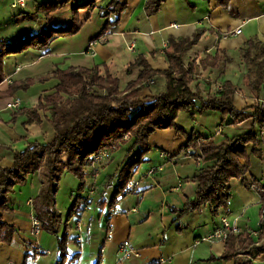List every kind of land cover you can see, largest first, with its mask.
I'll list each match as a JSON object with an SVG mask.
<instances>
[{
  "label": "crops",
  "instance_id": "crops-1",
  "mask_svg": "<svg viewBox=\"0 0 264 264\" xmlns=\"http://www.w3.org/2000/svg\"><path fill=\"white\" fill-rule=\"evenodd\" d=\"M45 0H30L24 7L12 6L13 0H0V40L15 42L25 33H36L46 25L60 28L68 25L72 18L71 8L87 0H69L64 6L48 13L37 12ZM122 9L118 16L111 11L119 6L112 0H95L91 6L77 11L79 30L72 35L55 34L48 52L26 49L11 53L1 59L0 82V167H12L13 152L22 151L28 143L45 141L51 137L50 127L42 122L25 123L26 110L38 103L40 95L55 90L57 79L36 82L27 89L16 90L5 96L10 83L43 74L51 69L68 66H102L120 82L124 89L127 82L136 76L137 68L130 67L138 58H143L155 70L167 67L164 50L171 38H190L197 30L203 33L197 43L184 53V62H194L197 71L191 87L205 99L215 90L213 86L230 82L237 91L233 105L237 110L253 111L255 98L241 93L246 73L245 64L238 55L242 44L257 39L264 45V0H163L155 13H148V0H116ZM95 11L98 12L94 17ZM117 18L100 35L101 28ZM240 28L239 34H231ZM95 41L92 55L88 44ZM55 50V52H54ZM221 52L228 53L227 61L220 60ZM55 53V54H54ZM206 56H217L211 65L201 66ZM213 63V64H212ZM264 82V76H263ZM164 89V78L157 75L152 83L144 85L138 92L142 100L150 98ZM20 99L16 108H6V103ZM264 97V91L260 95ZM258 97V98H260ZM197 100L187 111H180L175 119L183 132L172 128L158 129L148 137L149 151L144 162L133 177L139 180L135 193L119 195L109 207H98V224L104 214L99 231L90 228L93 215L82 221L81 230L74 229L67 242V256L62 264H238L240 255L225 258V241L208 239L219 226L220 218L226 216L235 221L240 236L256 238L262 214L260 196L250 187L253 182L264 187V135L254 146L249 143L245 155L240 159L246 166L245 179L232 178L230 196L226 207L212 212L209 204L198 209L180 213L185 204L196 194V175L210 167L214 161H201L194 154L196 148L189 147V139L212 137L215 142L248 131L253 126L251 116L231 122L219 111H199ZM217 127L221 129L217 132ZM153 169V174L147 171ZM39 173L27 174L25 180L14 185L7 196L9 211L1 213L2 221L16 232L10 243L0 242V264H56L60 257L57 249L58 229L55 238L32 234V201L39 192ZM110 189V188H109ZM112 190L107 191L106 198ZM111 209V211H110ZM110 213V214H109ZM110 226L109 230L108 227ZM74 228V225H73ZM110 231V233H109ZM82 240H76L77 236ZM128 241L131 251L128 257L118 250ZM100 249H103L100 252ZM252 261L264 264V253L256 254Z\"/></svg>",
  "mask_w": 264,
  "mask_h": 264
},
{
  "label": "trees",
  "instance_id": "trees-1",
  "mask_svg": "<svg viewBox=\"0 0 264 264\" xmlns=\"http://www.w3.org/2000/svg\"><path fill=\"white\" fill-rule=\"evenodd\" d=\"M69 0H45L38 6L37 12L46 15L64 6ZM95 0H87L74 4L71 8L72 18L68 25L54 28L46 25L36 33H25L15 42L0 40L1 59L11 53H18L26 49L43 50L48 52V45L55 34L72 35L80 28L77 11L91 6ZM163 0H148L146 10L155 13ZM119 8L122 5L116 0ZM220 3L226 1L220 0ZM106 23L100 30L102 34L110 24ZM203 33L197 30L190 38H171L168 40L164 55L167 62L166 69L155 70L143 58H138L130 66L137 68L135 78L129 80L124 89L120 88L117 77L112 76L107 69L99 65L92 67L68 66L64 69L54 68L43 74L28 77L22 81L9 84L5 96L12 95L16 90L27 89L36 82L57 79L54 92L40 95L38 103L26 110L25 123L41 124L45 122L52 134L48 140H34L27 144L24 150L13 152L12 167H0V242L10 243L16 230L2 221L1 213L10 208L7 196L14 185L25 180L27 174L39 173L41 183L39 192L33 200V214L41 222L42 230L55 234L60 224V214L54 210V194L63 172L72 174L79 181L78 190H84L87 184L89 166L95 156L102 152H116L123 145L125 152L117 163L115 172L104 176L98 182L94 196L76 195V199L69 207L63 233L57 237L59 259L56 264H62L67 256L68 220L75 216L79 220L84 209L96 202L98 207L111 206L119 195L125 194L126 184L133 178L137 167L143 163L144 155L149 151L148 137L158 129L172 128L183 132L175 119L180 111L193 108L197 100L200 101L199 111H219L223 117H230L231 122H239L249 116L253 118V126L248 131L215 142L212 137L189 139V147L196 148L194 154L201 161H214L210 167L199 171L196 175L197 188L195 197L187 202L179 211L184 213L190 209H198L204 204L212 207L217 214L219 209L226 207L230 196V180L232 178L245 179L246 166L240 159L245 155L246 145L251 143L254 148L262 141L260 134L264 126V106L256 102L251 114L244 109L237 110L233 105V96L237 91L230 82H224L221 89L208 94L205 99L200 97L199 91L191 87L195 78L197 66L194 62H184V53L195 45ZM246 73L239 88L241 93L257 99L264 91V45L257 39H251L237 50ZM217 56H206L200 61L201 66L211 65ZM228 53L221 52L220 60L227 61ZM213 64V63H212ZM1 72V66H0ZM160 75L164 78V89L154 94L149 101L142 100L138 92L148 80ZM3 76L0 73V82ZM264 98V97H260ZM126 137L129 141H123ZM107 153L105 167L111 162ZM109 161V162H108ZM119 164V165H118ZM101 168L100 165H97ZM87 170L89 172H87ZM115 185H111L113 179ZM112 192L106 198L110 187ZM225 258H241L238 264H258L252 261L254 254L264 253V218L259 222L256 238L230 234L225 240Z\"/></svg>",
  "mask_w": 264,
  "mask_h": 264
},
{
  "label": "rangeland",
  "instance_id": "rangeland-1",
  "mask_svg": "<svg viewBox=\"0 0 264 264\" xmlns=\"http://www.w3.org/2000/svg\"><path fill=\"white\" fill-rule=\"evenodd\" d=\"M96 14H98L97 11H95L93 16L96 17L97 16ZM56 44H58V41ZM56 44L49 45V47L50 48L55 47ZM54 52H55V50H54ZM147 84H150V83L147 82ZM145 85H146V83H145ZM122 139L126 143L129 142V141H126L127 140L126 137H123ZM125 150H126L125 146L123 145V147L120 150H117L115 153L107 151V153L109 154L108 157H111L112 160L105 167H102L103 166L102 164H105L106 159H108L106 157V155H103L98 160L94 159L93 162L90 164L89 169H88L90 172L87 170V172H89V173L87 175V179H86L87 184H86V188H84V190H78L79 181L72 174L67 173V172H63L61 174L59 182H58V186L56 188V191H55V194L53 197L54 198V210L60 214V218H61L60 224L58 227V233L56 235H58V236L62 235L69 207L72 205L73 201L77 198L76 195L80 194L82 196H87V190H88V195L94 196V192H97L96 189L98 187V185H96V184H98V182H100V180L104 176L111 175L112 173L115 172V169H116L115 166H117V163H119V161H120L119 159L123 156ZM97 165H100L101 168L98 167ZM115 182H116V179L114 178L111 182V185L112 186L115 185ZM112 186L110 187V189L108 188L109 192H110V190H112V188H113ZM95 197L96 196H94L93 199H95ZM95 203L96 202L89 204V206H88L89 210L84 212L82 221H85L86 218L88 217V215H93V216L95 215L94 217L96 219H92V221L90 222V228L93 229V231H99V227H101L103 225L104 214H102V216L100 218V222L98 224L97 215L99 213L100 208H98L95 205ZM261 218L262 217H260V219ZM76 220H77L76 217L72 216L69 218V220L67 222L68 223L67 232H68V235L70 238L74 236L75 231H74L73 225L75 224ZM259 222H260V220H259ZM44 235L47 237H50L51 239L53 237L55 238V234L48 233L46 231H44Z\"/></svg>",
  "mask_w": 264,
  "mask_h": 264
},
{
  "label": "built area",
  "instance_id": "built-area-1",
  "mask_svg": "<svg viewBox=\"0 0 264 264\" xmlns=\"http://www.w3.org/2000/svg\"><path fill=\"white\" fill-rule=\"evenodd\" d=\"M28 1H30V0H13L12 6L24 7ZM230 33L231 34H239L240 33V28H236L235 30H233ZM94 43H95V41H91L88 44V48H87V50L90 51L92 55L94 54V52H93ZM147 82L148 83H152V80H148ZM213 89L215 91L220 90L221 89V85L220 84H216V85L213 86ZM255 102L260 105V108H263V106H264V98H257V99H255ZM19 105H20V99L16 97L12 101L6 103L5 107L9 108V109H13V108L18 107ZM220 129H221L220 127H217V132H219ZM260 134H261V137L263 138L264 126L261 127ZM103 155L107 156V153L106 152H102L99 155L95 156V159L98 160ZM147 173L148 174H153L154 170L150 169V170L147 171ZM138 185H139V180L133 177L126 184L123 192L125 194L135 193L136 190H137ZM250 187L252 189L256 190V192H258V194L260 196L259 201L262 204V208H263L261 217L264 218V206H263L264 205V187L259 186V185L255 184L253 182L250 184ZM28 204L32 206L33 202H32L31 199L28 200ZM110 211H111V209H110ZM31 225H32V234L34 236H38L40 234L41 230H42V226H41V222L39 221V219L36 218L33 213L31 215ZM109 228H110V226L108 227V230H109ZM74 229H76L78 231L81 230V222H80V220H76L75 221ZM258 231H259V225H258V230L255 231L254 234H256ZM109 233H110V231H109ZM230 234L238 235L239 234V229H238L235 221H230L226 216H222L220 218L219 226L216 227L212 231V233L208 236V239L224 241ZM76 240L80 242L82 240L81 236L78 235L76 237ZM124 247H128L129 250L131 249L130 244H129L128 241H124L118 247V250L120 252H123L124 256L128 257V252H124L125 250H123ZM102 251H103V249H100V252H102ZM9 264H16V263H9ZM30 264H33V263H30Z\"/></svg>",
  "mask_w": 264,
  "mask_h": 264
}]
</instances>
